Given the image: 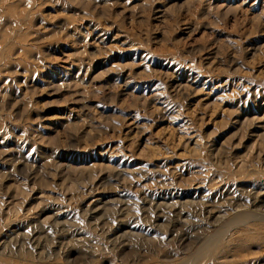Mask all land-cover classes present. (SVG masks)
Masks as SVG:
<instances>
[{
	"label": "rangeland",
	"instance_id": "rangeland-1",
	"mask_svg": "<svg viewBox=\"0 0 264 264\" xmlns=\"http://www.w3.org/2000/svg\"><path fill=\"white\" fill-rule=\"evenodd\" d=\"M255 187L264 0H0V249L35 226L67 264H171Z\"/></svg>",
	"mask_w": 264,
	"mask_h": 264
},
{
	"label": "bare ground",
	"instance_id": "bare-ground-1",
	"mask_svg": "<svg viewBox=\"0 0 264 264\" xmlns=\"http://www.w3.org/2000/svg\"><path fill=\"white\" fill-rule=\"evenodd\" d=\"M243 173L246 174V172H243ZM244 175H242V177ZM236 177H238V176H236ZM240 179H241V177H240ZM229 182L231 184H233V182H231V181H229ZM238 182H240V181H238ZM241 182H242V180H241ZM256 183H257V185L261 184L259 182H256ZM238 185L240 187H243V184H238ZM244 186H245V184H244ZM257 188L258 187H255L252 189H254L256 191ZM221 190H223L227 194H229L231 189H229V185L227 183V184H224L223 187H221ZM238 190H240V194L236 196L237 198L235 200H231L233 198L231 196H230L231 199H229L228 197L227 198L225 197L226 199L223 198V196H221L222 195L221 193H223V192H221V191H217L214 193V195L212 197L217 196L216 198H218V199L219 198L224 199L223 201L221 200L220 203H222V202L227 203L226 208L229 210H226V211H228V212L225 211V213H222V214L218 213L215 216V222L213 224H210L212 226H215V229L213 231L207 230V231H203L202 233L196 234L193 238L194 239V245L193 246H191V245L187 246L189 248L186 249L185 255L183 257H181V258L176 257L177 259L175 261L174 260L172 261L173 258H171V254H170L171 264H232V263H229L231 261L235 264H264V206L259 205V202L261 201L259 199L260 198L259 196L261 195L260 194L261 191H260V193H259V190L256 192L254 191V193H253L251 191H246L244 189L238 188ZM238 190L233 191V193L231 192V194H233V196H234L235 192L236 191L238 192ZM244 196L249 198L248 200H246L247 203L239 202L241 199H247V198H244ZM159 203H161V204H159L160 206L167 204V202H165V201L159 202ZM189 203L193 204L194 202L189 201ZM186 204H188V203H186ZM186 204H184V205H186ZM174 205H175L174 202L170 203V207H172V206L174 207ZM182 209H183V207L180 208V210H178L176 212H175V210H172L170 212V214L176 216V218L180 220L182 218V213H184ZM194 213H195V217L201 216L204 214L203 209L200 207L195 209ZM161 218H162L161 214L157 215V217H156V219H161ZM202 218H204V222L207 221V218H205V217H202ZM188 219L189 218H186L185 222L183 224L189 223L190 221ZM187 221H189V222H187ZM193 223L195 225L197 222H193ZM193 223L191 222L190 224H193ZM168 225H169V223H167L166 225L160 226L162 228L163 232L167 231ZM30 226H31V223L27 226V228ZM196 226H197V224H196ZM51 227H53L54 229L56 227H60L58 220H55ZM42 228H37V227L33 226V229H30L29 231H27V233H24L20 239H17L16 241L14 240V242H11V241L6 242V244H4L2 246V248L0 249V264H67L68 258L65 259V262H62V261L57 259L56 254H52V252H53L52 248H49L48 250L45 249V238L43 237L44 235H41L43 233V232L41 233ZM117 229L121 230L122 228L120 227ZM110 231H112V230L106 231L103 228L101 230V233H103L104 236H106L107 234H109ZM116 232H117V230H115L113 232V234H115ZM132 233L134 234V232H132ZM134 235L137 236L138 233H135ZM124 236H125V234L123 233L121 237L123 238ZM118 239H115V240H117L120 243L123 242L122 239L121 240H118ZM75 240H73V242L68 241L69 247H75L78 244H81L82 246H83V244H86V246H87L86 242L90 241L86 237H84V238L81 237L77 241H75ZM171 241H172V239L170 240V242ZM113 243H115V242H113ZM246 245H248V246L257 245L260 249V252H261L260 256H255V258H254L253 256L246 255L244 253V247ZM92 246H94V244ZM116 246L118 247L119 244ZM91 249H93V248H91ZM113 249H115V248H113ZM84 250H86L85 247H84ZM134 250L135 249H133V251ZM155 250H157V249H155ZM59 251H62V249L60 247H59ZM85 252H87V250ZM167 253H168V251H167ZM151 257L152 256L149 255V258H151ZM161 257H163V256H161ZM227 257L228 258L231 257V259L230 258L228 259ZM153 258L154 257H152V259ZM124 260L125 259L123 258L122 262H124ZM126 260H127V262H130V261L133 262L134 261V259H131V260L126 259ZM147 260H149V259H147ZM148 262L149 261H146L145 263H148ZM156 262H157L156 260L155 261L151 260L150 263L155 264ZM160 264H161V260H160ZM165 264H166V262H165Z\"/></svg>",
	"mask_w": 264,
	"mask_h": 264
}]
</instances>
